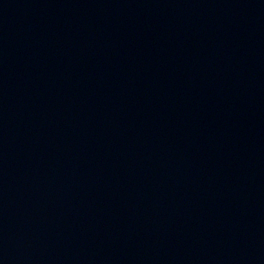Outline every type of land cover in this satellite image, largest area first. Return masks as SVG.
Returning a JSON list of instances; mask_svg holds the SVG:
<instances>
[{"label":"water","instance_id":"95a60500","mask_svg":"<svg viewBox=\"0 0 264 264\" xmlns=\"http://www.w3.org/2000/svg\"><path fill=\"white\" fill-rule=\"evenodd\" d=\"M0 264H264V0H0Z\"/></svg>","mask_w":264,"mask_h":264}]
</instances>
